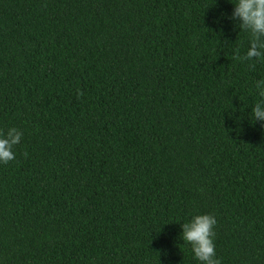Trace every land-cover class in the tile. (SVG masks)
Segmentation results:
<instances>
[{"label": "trees", "instance_id": "trees-1", "mask_svg": "<svg viewBox=\"0 0 264 264\" xmlns=\"http://www.w3.org/2000/svg\"><path fill=\"white\" fill-rule=\"evenodd\" d=\"M236 0H0V264H264V57ZM239 49L240 59L234 58Z\"/></svg>", "mask_w": 264, "mask_h": 264}, {"label": "clouds", "instance_id": "clouds-1", "mask_svg": "<svg viewBox=\"0 0 264 264\" xmlns=\"http://www.w3.org/2000/svg\"><path fill=\"white\" fill-rule=\"evenodd\" d=\"M231 19L239 20V27L251 34V42L245 60L264 57V0H236ZM236 59H240L236 49ZM259 96L264 98V80L257 81ZM255 121L264 123V99L255 104L252 110ZM22 131L12 127L7 132L0 131V163L8 164L15 160L13 148L21 143ZM216 218L211 214L196 215L191 222L182 224V239L192 246V251L201 264H222L216 256Z\"/></svg>", "mask_w": 264, "mask_h": 264}]
</instances>
